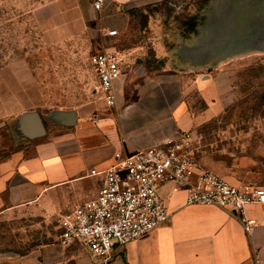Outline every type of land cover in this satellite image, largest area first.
Returning a JSON list of instances; mask_svg holds the SVG:
<instances>
[{
  "label": "crops",
  "instance_id": "obj_1",
  "mask_svg": "<svg viewBox=\"0 0 264 264\" xmlns=\"http://www.w3.org/2000/svg\"><path fill=\"white\" fill-rule=\"evenodd\" d=\"M161 1L106 0L97 12L93 0H52L35 10L42 29L29 33L39 40L35 50L45 55L39 58L44 61L0 60V218L28 217L48 225L44 240L28 251H0V264H98L88 249L60 242L66 217L102 187L104 175L98 172L112 166L119 154L174 139L216 112L212 100L224 86L214 78L191 71L184 76L137 71L121 52L124 69L115 84L116 106L103 99L90 65L96 30L118 31L122 14ZM261 7L264 13V3ZM194 91L206 103L199 115L187 107ZM207 167L198 162V169L233 185L251 180L248 170L237 172L233 164ZM159 194L169 220L138 240L115 245L109 264H264V205L238 214L186 205V193L172 184L161 186ZM247 221L255 222L250 231Z\"/></svg>",
  "mask_w": 264,
  "mask_h": 264
},
{
  "label": "rangeland",
  "instance_id": "obj_2",
  "mask_svg": "<svg viewBox=\"0 0 264 264\" xmlns=\"http://www.w3.org/2000/svg\"><path fill=\"white\" fill-rule=\"evenodd\" d=\"M51 1L0 0L3 63L13 57L37 60L45 56L36 54L39 40L29 33L42 29L34 13ZM263 3L163 0L122 14L123 27L116 37H105L107 31L96 30L95 46L90 52L92 55L99 47L115 48L137 71L143 68L148 74L182 76L191 71L202 78L212 77L224 86L223 93L213 97L212 102L217 104L214 115L190 130L197 135L194 153L204 168L226 163L236 165L237 172L248 170L251 180L246 184L264 183ZM55 82L61 94L63 81ZM187 107L193 115H199L206 103L194 91L187 98ZM47 227L28 217H1L0 251H28L44 240Z\"/></svg>",
  "mask_w": 264,
  "mask_h": 264
},
{
  "label": "built area",
  "instance_id": "obj_3",
  "mask_svg": "<svg viewBox=\"0 0 264 264\" xmlns=\"http://www.w3.org/2000/svg\"><path fill=\"white\" fill-rule=\"evenodd\" d=\"M105 1L93 0V8L100 12ZM117 35L112 29L105 37ZM90 62L105 103L115 107V84L123 75V59L115 48L99 47ZM196 138L194 132H179L174 139L119 154L112 166L98 172L104 175V182L97 196L66 217L61 244H78L88 249L98 264H109L115 245L138 240L169 220L166 202L159 194L165 184L185 192L186 205L220 207L238 214L248 206L264 205V183L233 185L211 170L198 169ZM254 223L245 222V229L250 231Z\"/></svg>",
  "mask_w": 264,
  "mask_h": 264
}]
</instances>
